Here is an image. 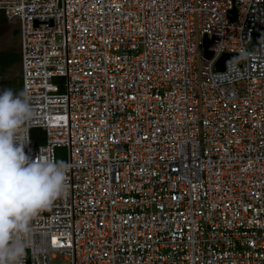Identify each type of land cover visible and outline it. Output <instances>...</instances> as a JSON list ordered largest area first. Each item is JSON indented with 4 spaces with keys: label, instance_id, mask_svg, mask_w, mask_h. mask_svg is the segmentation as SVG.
Here are the masks:
<instances>
[{
    "label": "built area",
    "instance_id": "built-area-1",
    "mask_svg": "<svg viewBox=\"0 0 264 264\" xmlns=\"http://www.w3.org/2000/svg\"><path fill=\"white\" fill-rule=\"evenodd\" d=\"M234 8L0 0L34 111L25 152L66 150L68 190L22 264H264V0ZM223 55L239 64L216 72Z\"/></svg>",
    "mask_w": 264,
    "mask_h": 264
},
{
    "label": "clouds",
    "instance_id": "clouds-1",
    "mask_svg": "<svg viewBox=\"0 0 264 264\" xmlns=\"http://www.w3.org/2000/svg\"><path fill=\"white\" fill-rule=\"evenodd\" d=\"M33 118L26 95L0 91V264H22L32 221L68 190L63 162L25 152L23 128Z\"/></svg>",
    "mask_w": 264,
    "mask_h": 264
},
{
    "label": "trees",
    "instance_id": "trees-1",
    "mask_svg": "<svg viewBox=\"0 0 264 264\" xmlns=\"http://www.w3.org/2000/svg\"><path fill=\"white\" fill-rule=\"evenodd\" d=\"M7 22L0 12V37L7 30ZM13 34L16 35V31H13ZM19 54L18 50L16 51L14 48H10L5 51L0 52V90L11 89L14 94L21 93V85H20V69H19ZM16 69V72L12 76V78H7V76ZM38 131H32L33 139H36Z\"/></svg>",
    "mask_w": 264,
    "mask_h": 264
},
{
    "label": "rangeland",
    "instance_id": "rangeland-1",
    "mask_svg": "<svg viewBox=\"0 0 264 264\" xmlns=\"http://www.w3.org/2000/svg\"><path fill=\"white\" fill-rule=\"evenodd\" d=\"M14 27L7 25L6 32L0 37V52L14 48L16 51L17 48V36L13 34ZM197 41H201L200 38H197ZM16 69H14L7 78H12ZM1 91V90H0ZM66 158V150L63 148H58L55 150V159L56 161L64 162ZM49 264H68L64 255H56L53 259H50Z\"/></svg>",
    "mask_w": 264,
    "mask_h": 264
},
{
    "label": "water",
    "instance_id": "water-1",
    "mask_svg": "<svg viewBox=\"0 0 264 264\" xmlns=\"http://www.w3.org/2000/svg\"><path fill=\"white\" fill-rule=\"evenodd\" d=\"M234 2L235 0H231L232 3V9L228 12V18L230 20H235V8H234ZM249 50L250 51H257L258 45H257V37L254 36L252 42L249 44ZM202 49H203V55L206 59H210L212 54L206 50V42L205 38L202 40ZM227 60L234 61L239 64V58L236 55H223L215 64L214 70L216 72H222L224 70V63Z\"/></svg>",
    "mask_w": 264,
    "mask_h": 264
}]
</instances>
